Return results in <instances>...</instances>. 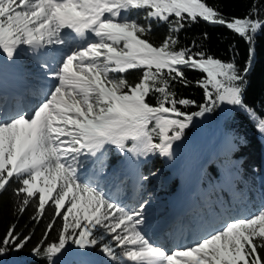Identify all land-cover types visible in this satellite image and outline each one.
<instances>
[{
	"label": "snow or ice",
	"instance_id": "6c2138e0",
	"mask_svg": "<svg viewBox=\"0 0 264 264\" xmlns=\"http://www.w3.org/2000/svg\"><path fill=\"white\" fill-rule=\"evenodd\" d=\"M259 15L258 0L244 17H226L206 0H0V56L13 61L27 46L43 78L52 81L27 108L19 100L10 105L0 98V194L14 179L18 212L36 198L34 220L43 218L47 205L54 209L44 240L31 250L34 257L66 264L64 257L74 245L84 258L80 264L92 256L114 264H264L258 251L264 249V205L169 249L152 242L141 227L147 201L130 209L114 203L79 171L91 161L102 173L106 145L137 157H171L173 143L194 118L224 103L248 112L264 134V119L243 102L255 34L264 28ZM141 19L169 24V34L158 46L150 42L152 24ZM199 19L224 26L249 43L242 70L234 60L176 48L173 34ZM53 45L61 50L42 59V50ZM135 69L143 72L133 83L123 74ZM184 69L204 74L195 83L204 89L206 102L191 113L178 105L195 101L177 98L171 90L174 81L188 85ZM153 93L155 104L148 102ZM56 217H62V227L57 241L48 242ZM15 229L11 225L0 240V257L22 251L29 242L30 235L21 238Z\"/></svg>",
	"mask_w": 264,
	"mask_h": 264
},
{
	"label": "trees",
	"instance_id": "16d2710c",
	"mask_svg": "<svg viewBox=\"0 0 264 264\" xmlns=\"http://www.w3.org/2000/svg\"><path fill=\"white\" fill-rule=\"evenodd\" d=\"M210 6H215L226 17H244L252 7L254 0H206ZM260 8L259 19L264 20V0H258ZM171 19H175L174 17ZM151 23L152 30L149 34L150 42L158 46L169 34V24L166 22L145 21ZM207 33V39L204 38ZM178 40L176 48H190L193 52L204 51L223 62L235 61L239 69H243L249 56V43L234 31L221 26L213 25L199 19L195 23H186L177 33L173 34ZM255 55L251 70L246 76L244 85L243 102L251 109L256 117L264 119V28L255 34ZM24 57V56H23ZM33 56L26 53L23 59L29 70H39L38 64L29 61ZM25 60V61H24ZM26 61H29L26 63ZM189 83L184 86L180 82H172L171 90L177 93V98H188L195 101L187 106L178 105L181 111L188 113L199 110L200 105L206 102L205 91L197 86L195 81L204 75L197 70L184 69ZM143 69L129 70L123 74L130 82H137ZM121 75V74H114ZM14 76V75H13ZM211 90V87H210ZM156 95L153 93L148 102L155 104ZM257 120L239 106L233 105L229 115L221 116L218 106L204 116L195 117L193 122L185 129L179 141L173 143L171 157L161 156L159 153L148 156H136L138 182L137 191L144 198L153 193L162 203V210L166 208V194L174 191L175 183L179 179L181 168L184 165L186 153H189L197 144L200 136L207 130L218 127L220 138L224 139L222 145L214 147L213 152L206 160L199 177L198 193L193 200L199 207L190 212L189 217H210L221 213L230 206L237 208L246 216L258 211L264 205V139L257 129ZM156 142H159L158 139ZM128 143H131L129 141ZM106 167L101 173V179L115 181L117 173L121 172L120 160L127 154L116 148L115 145H106ZM91 162V161H90ZM94 171L93 164L90 163ZM171 164L170 169L166 166ZM82 173V172H81ZM158 173L162 178L153 177ZM147 179H141V177ZM232 184V191L226 192L224 185ZM121 191L115 192L116 197H124V192L129 189L127 179H121ZM19 184L13 179L9 186L0 194V240L11 225L21 238L30 235V240L20 252L9 251L0 257V264H48L46 259L34 257L31 250L44 240V232L54 215L51 204L45 208V213L39 221L34 220L38 198L34 199L23 212L17 211L19 199L14 195L13 189ZM62 217H56V223L49 233L48 242L57 241L62 227ZM97 252L99 249L97 248ZM264 259V249L258 250ZM104 264H114L103 256H98ZM73 258L69 264H79ZM126 264H131L126 262Z\"/></svg>",
	"mask_w": 264,
	"mask_h": 264
},
{
	"label": "rangeland",
	"instance_id": "374dc122",
	"mask_svg": "<svg viewBox=\"0 0 264 264\" xmlns=\"http://www.w3.org/2000/svg\"><path fill=\"white\" fill-rule=\"evenodd\" d=\"M57 50H61L60 45L46 46L45 49L42 50L41 58L42 57L44 58L45 53L52 54V53H55ZM26 53H30L27 51V46H21L19 49V54L16 56V58L13 61H8L3 56H0V63H1L0 64V78H2L0 80H4L6 82L10 80L11 82V79L6 72L10 73L11 75H15L16 73L15 70L17 69L18 66L22 65L23 59L25 58ZM48 58L50 60V56ZM29 61L31 62L33 61L34 64H38L37 59L34 56L32 60H29ZM29 61H26V63ZM29 68L31 69V67ZM29 68L25 64H23L20 70L17 71V73L20 74L21 72L26 70L28 74L31 76L30 77L31 90L29 89L30 95H31V100L29 104L31 105L37 102L36 95L34 94L38 95L40 89L44 85L52 83V81L50 79L43 78L42 69L29 70ZM12 82L8 83L9 86L10 84H12L13 86H17L20 84L16 80ZM219 136H220V131L218 127H213L205 131L198 139L196 146L189 153L185 154V157L187 158L185 159L184 165L180 171V176L185 181V183L188 182L189 180H194L193 177L195 175L194 173L196 172V169L199 167L201 160H203L206 156L208 157L210 156L211 149L216 147L218 144L222 145L224 143V139H221ZM262 139H264L263 135H262ZM130 145L131 143H128L129 147ZM126 157L131 161L132 166L136 167V162H135L136 156H134L132 153H128ZM90 163L91 162L89 161L88 163H86L84 168L79 170L82 179L91 181L94 184L99 185V187L112 198L114 203H119L121 206H125L126 208L130 209V208H138L140 203L147 201V204L145 206L146 207V212H145L146 224L142 225L141 227L147 233V236L150 238L152 242L162 245L165 248L170 249L176 245H184L186 243H189L194 238H196V236L202 229L207 228V227H212V228L218 227L220 224H223L225 221L229 220L231 217L246 216L243 212L237 211V213L229 215V216H227L228 214L224 213V214H220L214 217L210 216L207 219L204 217H199L197 219L192 220L191 222H187L188 225L184 229L181 228L180 230L175 231L174 229H171V228H174L173 226H171L166 231V233L162 235L160 230L162 229V226L166 225L165 223L168 221L167 219H170V218L168 217V215L162 212L163 205L159 197H157L153 193H150L144 198V201H143V197L141 193L138 192L137 194H135L136 190L132 192L131 191L126 192L124 197H115L114 189L121 188L120 187V184H121L120 173H117V178L113 182H110L108 180H103L101 179L102 174L100 172L96 170L94 171L92 168H90L91 166ZM170 166L171 164H168L166 166V169L169 170ZM153 177L162 178V176L158 173H155ZM220 218H222V220H220ZM173 223L175 222H172V225ZM159 233L161 234V236L159 235ZM75 248L76 246L74 245L71 246V248L69 249V253L64 257L66 264H69L70 261L73 260V258H77L76 261H78L79 264H80V261L84 259L78 254H76ZM117 251L119 252L120 249H117ZM86 259L88 260V264H95L96 259L99 260V257L92 256Z\"/></svg>",
	"mask_w": 264,
	"mask_h": 264
},
{
	"label": "bare ground",
	"instance_id": "6f19581e",
	"mask_svg": "<svg viewBox=\"0 0 264 264\" xmlns=\"http://www.w3.org/2000/svg\"><path fill=\"white\" fill-rule=\"evenodd\" d=\"M0 79H2V78H0ZM1 81H3V80H1ZM1 83V82H0ZM3 84V83H2ZM4 85H6V84H4ZM1 86V85H0ZM28 91H29V89H28ZM31 100V97H29V99H28V101H30ZM23 105H24V107L25 108H27L30 104V102L28 103V104H25L24 102H21ZM195 174V173H194ZM192 182V180H189L188 182H187V184H189V183H191ZM219 219V218H218ZM168 220V219H167ZM177 220H179V224L178 225H176L174 228H171V229H174L175 231H177V230H180L181 228H185V227H187V222L184 220V218H182V216H178L177 217ZM220 220H222V218H220ZM171 223H172V221L170 220V221H167L165 224V226H162V229L160 230V232H161V234L163 235L164 233H166V231L171 227ZM161 234L159 233V235L161 236Z\"/></svg>",
	"mask_w": 264,
	"mask_h": 264
},
{
	"label": "water",
	"instance_id": "95a60500",
	"mask_svg": "<svg viewBox=\"0 0 264 264\" xmlns=\"http://www.w3.org/2000/svg\"><path fill=\"white\" fill-rule=\"evenodd\" d=\"M233 108V105H229L227 103H224V104H220L218 106V110L221 114V116H227L230 114L231 110Z\"/></svg>",
	"mask_w": 264,
	"mask_h": 264
}]
</instances>
